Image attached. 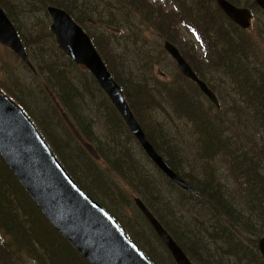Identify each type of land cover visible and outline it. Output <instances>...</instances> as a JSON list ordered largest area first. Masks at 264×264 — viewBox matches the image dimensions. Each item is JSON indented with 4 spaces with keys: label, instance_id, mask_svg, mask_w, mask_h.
I'll return each instance as SVG.
<instances>
[{
    "label": "trees",
    "instance_id": "16d2710c",
    "mask_svg": "<svg viewBox=\"0 0 264 264\" xmlns=\"http://www.w3.org/2000/svg\"><path fill=\"white\" fill-rule=\"evenodd\" d=\"M95 1L40 0V4L44 3L43 8L45 10L49 5L64 8L89 34L91 32L88 25L91 20L92 24L96 26L103 25L108 28L119 29L123 26V22L121 23L118 16L124 15L132 18L137 17V14H139L147 20L146 23L154 24L157 32L165 40H169L178 46L198 76L206 81L217 95H220L221 91H225L228 86L234 88L238 93L240 100H234L235 105L233 107L224 109L221 106L214 105L198 86L188 78L187 81L192 82L195 86L192 89L184 85L178 77L164 80L156 78L154 68L161 60L160 56L163 57L162 54H166V50L162 48L156 53L153 48L139 45L145 43L141 38L132 39V43L136 45L135 51L132 49L136 55L134 63H136L137 68L135 69L140 70L143 74L138 76L133 73L134 70L131 66L122 67L119 63H115L118 58L121 60L123 57L118 51L114 53L116 54L113 55L114 57L112 56L111 50L113 48L111 44L105 43L104 40L99 43L90 34L115 80L122 87L126 100L155 149L196 190V192H190L178 187L158 170L170 185L181 192L178 198L179 202L187 203L188 206H192L203 216L202 221L195 219L196 223L198 222L199 225L203 226L204 222L208 221L210 227L215 230L214 236L220 239V256L215 254L212 259H205V264H228L226 256H236L239 259V264H245L244 260L247 258H250V260L246 264L264 263V258L255 241L249 239L254 243L252 245L244 242L238 236L243 235V232L245 236H248V234H264V231H260V228L264 225L263 36L259 33L257 35L253 34V26L249 29H242L237 26L221 11L217 4L214 5V0H153L152 4L156 8L152 4L147 5L146 1L149 0H115L114 4L113 0H101V5L104 3V7L98 6ZM230 1L239 6L244 4V6L252 9L257 5L255 1L251 2V0ZM9 2L12 3L10 0H0V5L21 35L19 25L15 20L17 18L14 15L15 10ZM222 17H226V20ZM179 22L183 23L186 26L185 29L191 32L197 40L195 42L201 47L199 53H203L202 59H206L211 65V67L209 65L208 70L219 71L218 73L223 75L220 79L225 81L226 84L222 82L213 83L207 78V73H204L206 71L202 70L199 64L197 65L188 59L184 49L179 47L177 44L179 41L175 38L176 31L180 32L179 27L181 25ZM134 35H137V33H134ZM40 38L41 32L36 37H25V39L22 37V40L25 48L36 43L38 48L43 50L44 44L41 43ZM129 46L123 50V54L131 50ZM119 50H121V43ZM60 52L73 64L62 50ZM152 52L157 54V57ZM40 66L46 68L44 73ZM123 69H127V73L124 74ZM66 70H68L67 66L65 69V65L63 67L57 60L43 61V64L40 63L39 68L33 70V74L36 77L41 76L40 79L43 80V84L49 85L51 91L46 92L44 89L42 91L44 103L46 104V108H43V110L46 113L41 114L43 122L37 123V125L60 161L76 182L96 200H98L97 198L101 199L98 195L101 193L106 199L110 200L111 204H113L110 198L111 194L116 195L122 201L131 202L129 195L132 196L133 193H136L191 260H193V255L196 254L203 257L206 250L203 242L201 244L199 238H194L198 234H194V236L186 234L185 239H183L181 234L184 232L178 233L175 222L179 223L180 221H175L174 217L172 218L174 213L172 202L174 200L169 199L166 188L161 182L154 180L152 173L145 171L144 166L146 164L141 156L119 142V139L115 141V139L110 138L112 141L107 142L98 138L96 147L98 146L103 152V159L100 157L101 163L94 160L103 167L107 174L115 178V181L112 182L114 186L109 179V175H104L97 165V168L92 170L90 174V185L98 190L93 192L87 184L88 180L79 175L76 170L77 166L75 165L74 169L71 168L73 165L69 164L67 159L68 156L71 157L74 153L71 151V142L69 140L59 141L60 137L57 129L50 127L49 124H53L52 119L59 114L60 110L75 114V110L78 111V107H82L79 101V96L82 95L80 89H86V93L89 92V95L90 93L101 94L103 92L93 76L82 78L80 83L71 74L68 75ZM179 76L184 80L181 73H179ZM0 85L5 89V93L13 98L35 122H38L24 98L17 96L15 91L8 89L6 84L4 86L0 83ZM156 93L159 96L158 100ZM164 103L168 104L171 112H174L180 120L185 121L189 128L179 127L177 132L168 133L169 138L164 133L162 123L161 127L155 128L156 122L159 121L157 119L154 121L151 118L152 108L161 107L170 114ZM103 105L107 107L108 122H112L114 126L111 129V137H115L117 133L121 135L123 131V135L137 143L121 115L108 98H105ZM56 126H59L58 122H56ZM80 126L84 132L82 136L85 138V142L90 145V139L95 136L92 128L93 121L82 118ZM64 130L66 131V129ZM66 132L70 137H73V133L69 130ZM245 144L248 145L245 146ZM105 147L108 148L105 150ZM140 149L145 158L142 157L144 159L148 158L143 149ZM99 152H96V154L98 156H100L99 154L102 155ZM218 156L220 158L224 157L222 161L228 165V174L232 179L233 187L228 182L229 177H226L227 181H223L225 178L221 176L219 169L214 165ZM148 159L146 160L148 161ZM88 169L90 170V167ZM101 179L107 181L106 185L95 187ZM124 182L127 183L128 187L130 186L131 193H128L125 186H120ZM102 203L125 227L116 215L114 207L112 209L105 201ZM185 225H189V223H185ZM149 226L151 227V225ZM0 232L10 235L11 239L6 247L13 254L22 251L37 264H91L43 215L1 155ZM129 236L139 243L131 233ZM155 236L157 237V234ZM189 241L197 246L198 250H192L188 244ZM163 245L171 256L169 249L165 244ZM141 247L143 248V246ZM144 251L155 264H160L149 251L145 249ZM5 259L8 261L7 258ZM162 262L167 264L164 261ZM0 264L6 263L0 258Z\"/></svg>",
    "mask_w": 264,
    "mask_h": 264
},
{
    "label": "rangeland",
    "instance_id": "374dc122",
    "mask_svg": "<svg viewBox=\"0 0 264 264\" xmlns=\"http://www.w3.org/2000/svg\"><path fill=\"white\" fill-rule=\"evenodd\" d=\"M10 1L12 3L10 2L9 3L13 5V9L15 10L14 15L17 16L15 20L19 25L20 33L23 39H25V37L29 38L31 36L36 37V35L41 32L40 39L42 41L41 43L44 44V49L40 50L38 48V45H36V43H33L30 46H27L26 48L28 49L27 52L30 57V60L36 69L39 68L40 63L43 64V61L49 62V61L57 60L60 65H63V67L65 65V69L67 66L68 70L66 71L68 75L71 74L76 79V81L80 83L82 81V78L86 76L90 78V76H92L89 70H87L85 67L76 64L69 58L73 62L72 64L65 56H63V54H61L60 52L61 49L58 47L56 37L54 36V34H52L50 29L52 19L48 14L47 10L43 8L44 3L40 4L41 3L40 0H10ZM152 1L153 0L146 1L147 5L152 4ZM252 1L254 0H251V2ZM115 2L116 1L113 0V4ZM95 3L98 6H100L102 1L96 0ZM216 4L217 2L216 0H214V5ZM101 7H104V3L101 5ZM154 7L156 8V6ZM118 18L119 20H121V23L123 22V26H121V28L119 29L108 28L103 25L96 26L92 24V20H91L90 24L88 25L90 26V32H91L90 34H92L93 38L97 39L99 43H101V41L104 40L105 43L111 44L113 48L111 50L112 56L116 55L114 53H116L117 51L118 53L122 54L123 59L120 60V58H118L115 61V63H119L122 67H126L129 65L134 70L133 71L134 74L141 76L143 74L140 72V70L135 69L137 68L136 63H134L136 55L133 53V50L135 51L136 45L132 43L133 40H136V38H141L145 43H140L139 45H145L149 48H153L156 50L157 53L158 50L162 48L164 49L165 38L157 32L156 26H154V24L151 25L146 23L147 20L142 18L139 14H137V17H132V18H128L124 15L118 16ZM222 19L226 20V17H222ZM179 24L181 25V27L178 26L180 32L176 31L175 38L179 41L177 43L179 47L184 49L188 59L193 61V63L197 65L199 64L200 68L206 71L204 73L205 74L207 73L206 74L207 78L210 79V81H212L213 83L222 82L223 84H226L225 81H222L220 79V77L223 75L219 74L218 73L219 71L208 70L210 63L206 59L205 60L202 59L203 53L201 54L199 53L201 47L198 46L197 43L195 42L197 40L194 38L191 32L185 29L186 26L183 23L179 22ZM252 24H253L252 25L253 34L255 35H257L258 33L261 34L263 36L262 40L264 42V11L257 5L256 7H254V17L252 20ZM134 33H137V35H134ZM120 43H121V50H119ZM128 45H130L129 49L131 50L123 54L122 53L123 50L128 48ZM153 54L157 57V54L155 53ZM162 56L163 57L160 56L161 60L159 61L158 64H156L154 68L156 78L164 80V79H173L174 77H178L179 80L182 81L183 84L186 85L187 87H190L191 89L195 87L193 86L192 82L187 81V78L184 77L183 80L179 76L180 71L178 70L177 62L169 55L167 51L166 54H162ZM40 67L42 70H44L43 71L44 73L46 68H44L43 66ZM7 68L9 71L7 70ZM28 68L30 71L28 70ZM123 71L124 74L127 73L126 72L127 69H123ZM33 72L34 71L32 67L28 66L25 62H23L22 59L19 58L16 54H14L11 50L7 49L5 46L0 44V83L4 86L6 84L8 89L15 91L17 96H20L21 98L25 99L27 105L38 119V122L37 121L35 122L34 119L32 118V120L37 125V123L43 122L41 114L46 113L45 110H43V108H46V104L44 103L42 91L43 89L46 92H51V91L49 85L43 84V80L40 79L42 77L41 76L36 77L33 74ZM147 74H149V72H147ZM0 88L5 92V89L1 85ZM80 90L82 91V95L79 96V101L81 102L82 107L81 108L78 107V111L75 110V114L73 112H62L60 110L59 114H57L52 119L53 124L52 123L49 124L50 127H54L57 129V133L60 137L59 141L69 140L71 142V147H72L71 151H73L74 153L73 156L71 157L68 156L67 158L68 163L73 165L71 166V168L74 169V166L76 165L77 166L76 170L79 172V175H81L83 179L88 180L87 184L89 185L90 189L93 192L98 191L95 188H92L90 185L91 171L96 169L98 165V167H100L99 170L103 171L104 175L107 174L104 171L103 167L94 161L97 160L99 163H101V158L103 159V152L98 148V146L96 147L98 143V138L103 139V141H107V142L112 141L110 140V138L115 139V141L116 139H119V142H122L125 146L129 147L134 153L141 156L143 162L146 164L144 166L145 171L152 173V177L154 178V180L161 182L163 186L166 188L169 199L172 198L174 200V202H172V208L174 212L172 218L174 217L175 221L178 220L180 221L179 223L175 222V224L179 234L180 232L181 233L184 232L183 234H181V237L185 239L186 234H189L191 236H194V234H198L195 235L194 238L195 239L199 238L201 240V244L203 242V246L206 249L204 251L205 255L203 257L197 254L193 255L192 258L193 263L205 264L206 262L205 259H212V256H215V254H218L220 256L221 242L219 238H216L214 236L215 230L210 227L208 221H205V219L203 226L199 225L198 222L196 223L195 219H197L198 221H202L203 216L195 208H193L192 206H188L187 203L183 204L182 202H179L178 198L181 195V192L173 185H170L168 181L161 176L160 172H158V170L159 171L161 170L150 159L146 158L148 159V161L144 159L145 157L140 152L141 146L139 145V143L138 142L135 143L133 142L132 139L127 138L125 135H123L124 133L123 131L121 132V135L117 133L115 137L114 136L111 137L112 136L111 129L114 126L112 122H108L107 107L103 105L105 98H108L106 94L102 91L103 93L101 94L90 93L89 95V92L86 93V89L85 90L80 89ZM221 92L222 93L218 96L221 103V107H223L224 109H230L231 107H233V105H235L234 100L237 101L240 100V98L238 97V93H236V90L230 86H228L225 91H221ZM158 99L159 96L157 94V100ZM166 109L170 112V114H168L161 107L152 108L151 118L154 121H156V119L159 121L156 122L155 128H157L158 126L161 127V123H162L164 133L167 135V138H169V134H171L172 132H177V129L179 127L189 128V125L187 126V123L185 121L180 120L174 112H171V109L168 104L166 105ZM82 118L93 121L92 128L95 134V136H93L95 142L93 141V137H92L90 139V145H88V143L85 142L84 140L85 138H83L82 136L84 134L80 126V123L82 122ZM56 122L59 123V126H56ZM37 127L38 129H40L38 125ZM64 129H66V131L69 130L71 133H73V137H70V135ZM246 145L248 144H245V146ZM107 148L108 147H105L104 149L106 150ZM98 151H100L102 155L99 154L100 156H98L96 154V152ZM223 158L224 157L220 158V156H218L215 159L214 165H216V167L219 169L221 176L225 178L223 181H225L227 179L226 177H229L230 179L231 177L228 174V165L222 161ZM186 163L188 164V161ZM88 167H90V170L88 169ZM109 179L111 183L115 181V178L110 175H109ZM230 179H228V182H230V184L233 187L232 179L231 180ZM106 182L107 181L105 179H101L96 183L95 187H104L106 185ZM112 185L114 186V183H112ZM120 186L121 187L125 186L126 189L128 190V193H131L130 192L131 188L130 186L128 187L126 182L120 184ZM98 195L102 200L97 197L96 198L99 200L101 204H103L102 202L105 201V203L110 205L112 209L114 207V209L116 210L115 213L122 222V224H124L125 226L124 229L126 230V232L128 231L127 232L128 234L131 233L132 236H134L135 239L139 241L138 244L139 245L141 244V246H143V248L146 251H149L153 255L156 261H158L160 264H163L162 261L166 262L167 264H176L172 255L170 256V253L164 247L162 241L158 238V236L157 237L155 236L156 233L151 228L152 226L151 227L149 226L150 224H148L146 218H144L145 216L136 206L134 202V198L138 196L136 193L135 194L133 193L132 196L129 195L132 200L131 202L122 201L116 195L111 194L110 198L113 204H111L110 200L106 199L101 193ZM185 223H189V225H185ZM260 231H264V225L260 228ZM238 236L241 237L246 243L248 242L249 244L254 245V243L249 240L252 239L258 245L259 238L264 236V234L262 233L258 235L248 234V236H245L243 232V235L241 234ZM10 239H11L10 235L6 234L5 232L2 233L0 232L1 260H3L6 264H37L27 254L22 253V251L18 252L17 254L15 253L13 254V252H11L10 249L6 247ZM188 244L192 250L193 249L198 250L197 246H194L191 241H189ZM256 249L258 250V248ZM4 257L7 258L8 261ZM249 260L250 258L245 259L244 263L246 264V262H248ZM226 261L228 264H239V259L236 256L233 257L226 256ZM260 264H264V263L261 262Z\"/></svg>",
    "mask_w": 264,
    "mask_h": 264
},
{
    "label": "water",
    "instance_id": "95a60500",
    "mask_svg": "<svg viewBox=\"0 0 264 264\" xmlns=\"http://www.w3.org/2000/svg\"><path fill=\"white\" fill-rule=\"evenodd\" d=\"M255 2L264 11V0ZM217 4L241 28L251 27L253 13L249 8L229 0H217ZM47 10L52 18L51 32L59 48L90 71L152 162L179 187L195 192L155 149L90 35L65 9L50 5ZM0 43L33 67L16 27L1 6ZM164 48L177 62L179 71L220 106L216 93L197 75L179 48L168 40ZM0 155L46 218L90 263L154 264L108 210L77 184L29 115L1 89ZM134 201L176 263L194 264L144 201L138 196ZM258 247L264 257V236L259 239Z\"/></svg>",
    "mask_w": 264,
    "mask_h": 264
},
{
    "label": "flooded vegetation",
    "instance_id": "af4514ba",
    "mask_svg": "<svg viewBox=\"0 0 264 264\" xmlns=\"http://www.w3.org/2000/svg\"><path fill=\"white\" fill-rule=\"evenodd\" d=\"M237 5V4H236ZM247 7V6H246ZM29 43H32V42H29Z\"/></svg>",
    "mask_w": 264,
    "mask_h": 264
}]
</instances>
